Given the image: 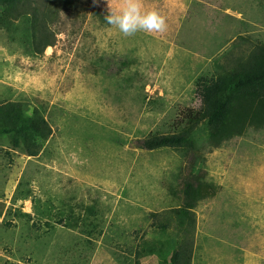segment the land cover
Wrapping results in <instances>:
<instances>
[{"label": "rangeland", "instance_id": "obj_1", "mask_svg": "<svg viewBox=\"0 0 264 264\" xmlns=\"http://www.w3.org/2000/svg\"><path fill=\"white\" fill-rule=\"evenodd\" d=\"M69 1L52 12L55 45L41 55L31 16L4 22L0 5V108L38 111L52 128L35 156L0 131L5 264H171L182 247L192 262L205 249L264 254L263 200L252 199L264 198V127L219 147L197 129L199 167L219 192L194 222L179 210L183 151L139 148L200 110L199 78L225 76L264 45V0ZM31 4L46 12L50 0ZM199 223L229 245L205 242Z\"/></svg>", "mask_w": 264, "mask_h": 264}, {"label": "trees", "instance_id": "obj_2", "mask_svg": "<svg viewBox=\"0 0 264 264\" xmlns=\"http://www.w3.org/2000/svg\"><path fill=\"white\" fill-rule=\"evenodd\" d=\"M4 7V22L31 16L34 52L41 55L46 48L55 45L54 35L48 27L54 9L72 6L69 0H50L46 12L33 7L31 0H0ZM197 96L201 101L199 111L189 110L176 131L168 135L150 136L140 142L139 148L157 150L180 149L184 153L187 173L182 193L183 206L179 209L192 219L193 209L201 201L214 198L219 187L204 181L205 172L199 167L202 158L196 147V131L203 125L209 131L214 147L244 134L248 126L264 127V45L256 47L247 61L220 78L201 77L197 80ZM2 133H13L15 145L23 143L28 154L35 156L40 148L38 141L51 136L52 128L38 111L27 114L16 103H7L0 108ZM1 217V215H0ZM75 221L74 226H78ZM171 264H192V251L184 247L175 251Z\"/></svg>", "mask_w": 264, "mask_h": 264}, {"label": "crops", "instance_id": "obj_3", "mask_svg": "<svg viewBox=\"0 0 264 264\" xmlns=\"http://www.w3.org/2000/svg\"><path fill=\"white\" fill-rule=\"evenodd\" d=\"M257 196V195H255ZM254 200L256 199H262L263 200V204L261 207L262 209V224L264 227V198L262 197H255L252 198ZM259 202L255 203L258 205ZM4 202L2 199H0V264H5L6 260H9L10 258L7 255V246L8 244V237L5 236V233L8 232V230H6L3 227L7 212H8V208L7 206H5V209L3 208ZM250 216V215H249ZM252 216V215H251ZM253 220H255V223H257V220L252 216ZM201 223H199V235L201 233L204 234L205 236V242L210 241V242H214L220 245H229L230 241L226 238H222L220 236H218L216 234V230H214L215 235L211 236L210 232L208 230H205L201 227ZM213 238V239H212ZM205 249V247H203ZM192 264H264V254L262 255H249V256H245L242 257L241 259H238L236 257H225L223 255L217 254V255H210L209 252L206 251V249L204 250V252L201 251L200 254L197 255V258H194Z\"/></svg>", "mask_w": 264, "mask_h": 264}]
</instances>
